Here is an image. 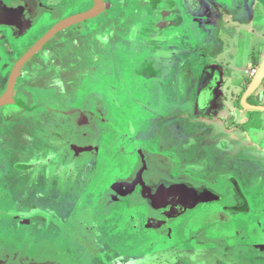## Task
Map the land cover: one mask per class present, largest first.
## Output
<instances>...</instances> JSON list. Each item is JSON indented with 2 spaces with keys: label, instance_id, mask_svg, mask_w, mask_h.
<instances>
[{
  "label": "flooded vegetation",
  "instance_id": "1",
  "mask_svg": "<svg viewBox=\"0 0 264 264\" xmlns=\"http://www.w3.org/2000/svg\"><path fill=\"white\" fill-rule=\"evenodd\" d=\"M131 1L134 2L133 6L137 3L139 7L142 6L143 2V8L137 10L140 12L132 11V14L127 16L133 21H135L136 18H139V23L142 24L140 27L133 28V25H128L131 24L130 21L129 23L127 21V25L129 26V29L127 30L129 31L128 34L127 32L125 33L128 35V40L134 44V40L136 39L142 44L140 51L132 47L131 52L133 54L139 53L138 56H136L138 59H141L140 57L144 52L146 54H151L150 59L152 62L154 61L150 70L148 69V72H145L146 76L150 79H144V73L142 72V77H139V79H141L139 84H142V82L149 84L153 83L156 89L153 88L152 91H155L156 95H159V97H156L157 99H161L163 97H161V95H163L165 91L163 86V84H165L163 80L165 70L162 71L163 67L158 62H160V58H162V54L165 51V45L167 43L180 44L183 39L189 37L193 27H203L205 23L206 25H212L216 20L220 21L222 20V17L226 15L224 14V9H222L217 3V0ZM112 2H114V0H101V12H103V14L112 6ZM119 2L123 1L119 0ZM40 3L45 6L46 12L39 19L41 12L45 11L40 7ZM94 7V0H64L63 4L54 3L47 5H45V2H42V0H0V100L5 99L0 105V204L5 207L7 205L8 207H6L8 209L7 211L0 210V217L3 218V216L7 217L12 214L15 216V213H22L23 199L33 201L30 209L35 210L34 212H36V214L41 212V207L37 205L42 198L54 202L57 200L60 205L57 209L55 204H52L51 207L49 206L47 207V210H44L45 213L48 214V216L46 215L45 217L46 223L35 224L34 227L29 229L21 226L18 227L17 230L9 228V231L14 234V239L11 237L7 238L9 235L7 236L5 232H2L6 227L0 225V264H58L55 262L56 257L60 259L61 257L64 258L65 264H74L77 257H80L81 259L84 257L81 253H78L79 256H77L76 251H74L72 247L73 245L68 243L67 239L76 240L81 247L90 253L91 257L97 259V264H152L150 255L126 256L124 252H119V248L117 249L113 243L117 242L126 245V242H131L132 245L139 247L146 246L148 245L147 239H150L146 238V235L151 233L164 239L166 241L164 243H167L168 240L172 242L169 249H166L169 253L165 254H169L168 257L173 258L175 262L178 263H183L187 255H201L202 259H204V257L213 259L219 257L218 254L212 252L210 248L205 250L198 248L190 250L186 249L184 246L187 243H189L187 244L189 246H192V244L205 247L218 245L221 250V252L218 253H227L228 255L224 261L226 264H236V258L245 259L246 257H249L251 260L263 258L261 254H264V225L261 220L257 219L258 221H253L251 223L245 222L239 227L230 221L232 218L239 215L249 217L253 214L248 193L250 192L249 189L255 185L256 182H260L261 179L257 181L248 180L245 183L243 181L240 182L235 175L229 174L226 183H214L220 188L214 189L219 192L224 191L223 193L227 196L228 201L225 204L211 205L208 208L218 209L222 214L221 217L223 222L220 224H213L216 225V227L213 226L203 239L194 238L190 232H182L185 240H182L180 243L174 242L176 241L174 238L179 236V229H186L185 222L191 219V216H189L191 213L187 214L188 216L186 215L187 217L184 219L179 218L167 223V209L154 210L147 206H139L135 204L128 205L121 201L111 203L112 205L109 204V200H106L105 203L103 202L106 198V194L111 191L113 184L131 178L136 169L141 168V165H143L144 162H147L149 169L154 175L162 173L167 175L166 177L169 180L189 178L187 175L183 177L181 174L175 173L176 165L174 162L176 159H180V155L185 156L189 155V153H197V145L192 143H188L189 145L186 144V147L184 146L186 151L179 150L178 155L172 158L163 154L150 153L143 148L144 144L140 139L131 138V132V134L124 131L120 132L118 131V128H114V130H117L115 133H117V138L119 139V142L115 144L114 148H118L117 152L122 153L123 157L124 155L125 157H135L137 160L136 166L132 175L122 180L110 182L107 188L101 192V195H96L99 199L102 197L103 200L101 204L103 205L104 203V206L99 213V218L92 216L91 213H89V208L85 205L83 197L92 195H88L90 193L87 194L85 192L81 193L85 186H87V183H84L86 185L82 186L83 179H81V177H75V180L72 183L71 172L68 173V170L72 167L69 157H73L71 153L73 144L72 131L81 130L77 134L76 131L74 132V136L75 134L76 136L79 135L77 140L83 138L84 141L85 138H91V141L85 146L89 147L88 152H83L80 156H98L103 152V144L99 139V133L100 130H102L103 125H109V114L104 109L101 99H99L100 97L93 93L85 98H82L81 96V103L77 106L68 105V102L76 98L77 95L73 98L76 88L72 87L69 82H67V80L70 79L67 74L59 76L60 78H63L65 84H62V81L59 80L53 81L49 79L46 80V84L44 85V83L39 79H36L35 76H37L36 71L43 66L53 68V66H57V59L61 61L60 57H53V48L59 46V44H55V41H59L58 39L64 35V38L67 40L61 42V47L65 44L76 49L77 47L69 42L71 38L79 36L81 37L80 52H83L81 55L84 57L87 56L88 63L92 65L89 68L88 64L84 68L82 77L87 79V81H90L91 90L93 89V86L97 87L100 84H104L102 80L104 76L103 69L113 65V62L115 63V60L117 59L115 55L118 54L117 50H119L116 47L119 33L115 30H105L107 31V36L103 37V39L99 36L98 39L100 46L96 47L95 51L92 52L93 49L87 50V48L84 47L85 40L89 38V26H93L95 33H97L103 32L104 27H107L108 25L107 22L102 21H85L58 33L56 37L41 49V51L33 55L28 62L23 65L16 76H14V71L19 61L28 55L30 50L50 30L59 24L60 21L77 14L88 12ZM65 14L68 15L65 16ZM37 19L38 22L35 23ZM47 21L50 23L47 24ZM95 25L99 30H96ZM112 25L114 26V24ZM43 27H45L44 31L39 35V32L43 30ZM157 40L160 41V45H154ZM73 52L75 53V50H73ZM45 57L48 58L46 59L47 61L42 62V59ZM69 57L71 59L70 65L72 66L76 63V57H74V55L72 57V53H70ZM154 57H158V59L156 60ZM79 59L80 62H82L83 59L81 57ZM81 64L84 65L83 62ZM147 66L149 67V65ZM49 70L50 69H48V71ZM41 86L43 87L42 91L51 90L53 91V96L67 99V107L61 108L59 107V104L56 106V103L53 100L45 102L42 96L39 97V95H34L33 91H38ZM89 99L93 100V103L92 101L90 102ZM181 100L180 97H177L176 101H174L175 103L171 105L168 103V113L169 110L173 111V113L177 110L182 111L181 109L187 104L181 105ZM63 102L64 100L60 103ZM55 114L64 117L61 118L62 121L59 120L58 129L55 127ZM40 115H43V118H40ZM38 119L42 120L44 123L42 128H40V125L36 126L39 122ZM39 128L43 130H39L38 134L36 129ZM62 129L65 130L62 131ZM129 129L133 130V128ZM191 131L190 134L197 135L201 137V139L206 137L215 139V136H222L219 134V130H205L202 133L198 130ZM33 139H35V142ZM220 141L222 142L219 146L217 145L218 148L216 147L212 148L213 150L209 149L202 151L199 155H202V160H204V155L209 154L207 157H216V160H213L214 162L221 163V161H223V165L227 167L229 164L228 157L230 155H236L232 151H235L237 148L231 149L228 145H225L223 138ZM56 144H59L60 147L67 150L69 154L68 158L59 160L58 162L52 158L55 156V153H51V151ZM129 149H131V151ZM241 149L242 147L238 151L241 152ZM189 157L191 156L189 155ZM75 158L77 159L78 157ZM224 160H226V164H224ZM208 161L213 162L212 160ZM88 162V171L91 172L92 167H97V159L90 158V161ZM56 167H60L62 170L59 172L60 176L63 175V180L60 185L61 190L52 188L53 181L49 178L51 170H55ZM71 183L75 186L80 184L78 188L81 191L77 190L71 192V190H73L71 189L73 188ZM259 192L258 195H261L262 197L264 195V186ZM73 198L76 201L77 199H82L80 202V208L73 205L76 202L71 201ZM118 204H125L127 206L125 207L126 211L142 208V211H140L142 216H136L133 212V215L129 218L128 222L105 223L112 218L111 216L115 210L114 206ZM257 210L258 212H261L264 208H257ZM78 211H80L79 215H87L86 220H84V218H79L78 223L81 227L90 225L87 229L89 233L94 230L95 225L99 227L97 221L106 220L101 229L103 232L106 230L104 233L105 238L101 241H106V244L101 245L100 242L93 244V242L86 237V234H81L78 229H73L71 224L64 221L66 218L62 216L71 215L73 212ZM28 214H30V212H28ZM21 215L24 214L22 213ZM130 220L132 222H130ZM149 220H155L162 224L165 223V225H162L160 228H151L148 226ZM21 222L23 223L22 219H20V223ZM1 223L0 220V224ZM6 223L12 225L9 221H4V224ZM45 225V235L49 232L51 227L62 231L63 229L67 230V234L63 232V239L66 244H63L64 250L62 253L59 250L58 252L56 249L58 246L60 247V245H62V239L56 240V234L51 237L52 239L50 238V240H53L51 241L52 243H44L47 240H43L44 238L39 234V227L42 226L43 228ZM175 226L176 228L180 226V228L177 229V233L175 232ZM253 230L256 232H251ZM47 245H50L49 247L53 246V248H51L53 250L48 252V254H42L41 256L40 254L43 251L38 248H43ZM179 245L184 248H181L182 251L181 253L179 252L178 255L174 254L173 252H175L176 249L173 247ZM7 246H10L9 248L11 250L13 249L14 252L10 253L7 251ZM165 248L166 247H164V249ZM47 255H51L52 258L49 259L50 256ZM39 256L41 257L39 258ZM82 261H85L84 264H87L86 260ZM192 263H194V260H192ZM157 264H166V261H158Z\"/></svg>",
  "mask_w": 264,
  "mask_h": 264
},
{
  "label": "rangeland",
  "instance_id": "2",
  "mask_svg": "<svg viewBox=\"0 0 264 264\" xmlns=\"http://www.w3.org/2000/svg\"><path fill=\"white\" fill-rule=\"evenodd\" d=\"M122 1L123 2H119V0H114V3L116 5L115 8H117L116 9L117 12L115 8L113 10L114 12H116V14L120 12L118 11V7L124 9V12L121 14H125V16H130L132 14V11L140 10V8L133 6V3H134L133 1L131 0H122ZM218 1L222 3L221 6L224 8L227 14L231 13V15L235 16L236 18L235 20H237L236 27L231 28V31L233 32L230 35L228 34V35L218 36L217 38L215 36L209 35V38H206V40L211 42V46L213 44L217 46V49L220 51V54L222 57H218V58L216 57V59H219V61L222 62L225 56L227 55L228 59H231L234 62H238L239 65H242V63H245L247 59H250L251 52L253 51V49L257 48L259 46V43L262 42L263 40V37H264L263 35L264 34V0H218ZM42 2H45V5L54 4V3L63 4L64 0H49V1L42 0ZM137 12H140V11H137ZM116 14L114 13V15ZM67 15L68 14H65V16ZM127 21L128 23L129 21L132 22V19H130L129 17H127V19L126 17L123 19H120V27H121L120 34H121V37H124V39L126 40H128V35L125 32L128 33L129 31V30H126V28L128 29L129 27L128 25H131V24L127 25ZM49 23L50 22L47 21V24ZM45 27L42 28L43 30L39 32V35L42 34ZM89 29H90V31L88 32L89 38L85 40L84 47H86L87 50L93 49L92 52H94L95 48L100 46L99 39H98L99 36L101 39H103V37H106L107 31L105 30L107 29L112 30V26L111 25H108L107 27L105 26L103 29V32H97L98 34L95 33L93 26H89ZM96 30H99V28L96 27ZM200 38H201L200 35H196V39L194 40L193 44H197L196 43L198 41L197 39H200ZM58 40L59 41H55V44H59L60 47L57 46L53 48V53H54L53 57L54 58L60 57L61 61L57 59V66H53V68L52 67L48 68V66H43L42 68L38 69L36 71L37 76H35V78L43 82L44 85L46 84V80H49V79L53 81L59 80V81H62L61 82L62 84H65V81H63V78H60L59 76L63 74H67V76H69L68 78H70V79L67 78L68 79L67 82H69V84L72 87L76 88V92L73 95V98L77 95V97L74 98L76 100L73 99L72 101H69L68 105L77 106L79 105V103H81V100H80L81 96L82 98L83 97L85 98L86 96L88 97L92 93L97 94L98 97H100L99 99H101V103L104 106V109L109 114V118H110L109 125L107 126L103 125L102 126L103 128L102 130H100V133H99V139L101 140L103 144V152H101V154H99L98 156L85 155V156L78 157L76 159L75 157H77L81 152H79L78 149H74L73 147L71 148V153L73 157L72 156L69 157L67 150L60 147L59 144H56L55 147H53L51 151V153H55V156H53L52 158H54L57 162L59 160L66 159L68 157L70 158L72 167L71 169L68 170V173L71 172L70 174L72 176V183L75 180V177L77 178L81 177V179H83V183H82L83 185L81 184L82 186L86 185L84 183H87V186H85V188L82 191L78 188L80 184L75 186L74 184L71 183V186L73 187L71 188L73 189L71 190V192H75L79 190L81 191V193L83 192L87 194L90 193L88 195H92V196L83 197L85 205L87 206V208H89V213H91L92 216H96L99 218V213L101 212V208L104 206L105 200L103 201L104 203L102 205L101 202L103 198L100 197L99 199V197L97 196L101 195V192H103L107 188L110 182L122 180L132 175L134 168L136 166V162H137L135 157H131V156L125 157V155L123 157L122 153L117 152L118 148L117 149L114 148L115 144L119 142V139L117 138L118 135L117 133H115V131L117 130H114V128H118L119 129L118 131L120 132L124 131V132H128L129 134L132 133L131 134L132 136L130 135L131 138L140 139V141H142L144 144L143 148L148 150L150 153L163 154V155H167L173 158L178 155L179 150L186 151V149L183 147V144L189 143L188 135L190 134V132H192L191 130L193 128L195 129L197 127L196 125L187 126L185 130L181 131V130L175 129V132H173L174 130H172L171 125L167 126L164 121L159 122L157 117H155L156 116L155 114H159V113L166 114V111H165L166 106H167L166 102L164 101L163 97L161 99L156 98V97H159V95H156V92L152 91L153 88L156 89L153 83L150 84L152 94L151 92L149 94L148 93L143 94L142 93L143 91H141V86H139L141 79L134 78L133 77L134 75H132V73H129L130 70L129 72H126L128 81L117 83V82H114L115 78L113 74H111L110 76H107L109 75L107 74L102 79L104 84H100L97 87L93 86V89L91 90V85L89 83L90 81L89 80L87 81V79L82 77L84 73L83 72L84 68L89 63H88V57L87 56L84 57L81 55V53H83V52H80L81 46L77 49H73L72 46L64 44V46L61 47L62 46L61 42H65L67 40L66 38H64V35H62V37H60ZM159 42L160 41L157 40V42L154 45H160ZM199 43H200V40H199ZM73 50H75V53L73 52ZM70 53H72V57L73 55L74 57H76L75 59L76 63H74V65L72 66L70 65V62H71L70 61L71 59L69 57ZM80 57L83 59L82 62L84 65L81 64L82 62H80V59H79ZM46 59L48 58L47 57L43 58L42 62L47 61ZM91 66L92 65L89 64V68ZM48 69L50 70L48 71ZM111 79L113 80L111 81ZM145 83L146 82L144 83L142 82V84H145ZM234 83L236 84L239 83V80H235ZM42 88L43 87L41 86L39 87L38 91L34 90L33 94L39 95V97L42 96L45 102L48 100H53L56 103L55 104L56 106L59 104V107L61 108L67 107V101H68L67 99L58 98L56 96H53V91L51 90L42 91ZM184 94L185 95L189 94V91L186 90ZM63 100L64 102L60 103ZM89 101L90 102L92 101L93 103V100L89 99ZM49 105H52V104H49ZM167 112H168V109H167ZM255 116L258 117V119H256L257 126L263 125L262 124L263 122L261 120L264 118V112L262 111ZM41 117L43 118V115H40V118ZM54 118H55V127L58 129L59 120H61V118H64V117L62 115L55 114ZM186 119L192 121V119L188 115ZM38 121L39 122L36 124V126L40 125V128H42L44 126V123L42 122V120L38 119ZM147 126H149V128H147ZM40 128L36 129V132H38V134H39V130H43ZM129 128H133V130ZM63 130L65 129H62V131ZM176 131L177 133H180V134L177 135ZM72 132H73L72 141L75 142L74 138L77 133L74 136V131ZM178 137H180L181 139ZM33 141L35 142V139H33ZM206 141L204 144L205 147L201 146L200 151L208 147L207 145L208 143H206ZM179 143L181 144V146L179 145ZM74 144L75 143H73V146H78ZM129 150L131 151V149ZM189 155L191 157H189ZM189 155H185V156L180 155V159L178 158L175 160L174 162L176 165L175 173L181 174V176L183 177H185L186 175L191 176L193 180H195L196 182L199 180L201 182H208L213 185L216 182H224L223 180L225 178H228V175H229L228 172L230 171L231 164L227 166L225 169L222 167L224 170L219 171L221 167L219 168L218 165L222 166V164L211 163L210 161H208V160H211V157H207L209 154L204 155V158H205L204 160H202L203 157L201 158L200 155H199V158L198 156L195 157L194 153H191V154L189 153ZM90 158L97 159V164H96L97 167L96 168L92 167L91 172L88 171L89 170L88 161H90ZM210 163L214 166L208 167L210 166ZM215 164L217 165L215 166ZM245 164L248 169H250L251 171H254L253 165L255 163L251 165L250 163L246 162ZM233 167L237 168V162L235 164L233 163ZM215 168H216V171H215ZM60 171H62L60 167H56L55 170L54 169L51 170V175H49L50 180L53 181V185H52L53 187L52 186L50 187L56 190H61L60 185H61V181L63 180V175L60 176L59 174ZM224 183H226V181ZM263 186H264V181L261 180L260 182H256V184L250 188L251 190L249 189L250 192L248 193V196L250 200L249 202H251V208L253 209V212H252L253 214H251L249 217L239 215V216L232 218V220L230 221L233 224H235L237 227H239L241 224L245 222H248V223H251L253 221L256 222L258 221L257 219H261L262 217H264V213H262L263 211L258 213V210H257V208H264V195L262 197L261 195H258V192L261 191ZM81 200L82 199H77L76 201L73 198V200L71 201H76L75 204L73 205L78 206L80 208ZM6 202H7V199H6ZM32 203H33L32 200L23 199L22 213L24 215H21L22 213H19V214L15 213V216H13L12 214L11 216H7V217L3 216V218L0 217V220L2 222L0 225L3 227H6L7 229V230L4 229L2 232L3 233L5 232L7 236L9 235L8 237L6 236L7 238L9 237H11L12 239L15 238L14 234L11 231H9V228H13L14 230L15 229L17 230L18 227L21 226L24 228L26 227V229H29V228L34 227L35 224L37 225L38 223L41 224L43 222L46 223L45 217L46 215L48 216V214H46L44 210H47V207L49 206L51 207L52 204H55L56 208L60 206L57 200L56 202H54V201L42 198L39 204L37 205L41 207V212H39V214L38 213L36 214V212H34L35 210L30 209V206L32 205ZM208 206L209 205H203L199 207L200 210L195 212V215L193 214L194 217H192L191 219L185 222L186 223L185 230L179 229L178 231L177 229L180 228V226L177 228L176 226L174 227L175 232L176 233L177 231L179 232V236L177 238H174L176 239V241L174 242L180 243L182 240H185V237L182 235V232H185V231L186 233L188 232L192 233V236H194V238L196 237L198 239H203L208 234L209 230L213 228V226L216 227V225H213V224H217V223L220 224L223 222L222 217H221L222 215L221 212L218 209L208 208ZM6 207L0 204V210L7 211L8 207L7 208ZM125 207H127L125 204L115 205L114 206L115 210L111 216L112 218L107 221L105 219L101 221H97L99 224V227L95 225L94 230H92L90 233L87 230L90 225L89 226L85 225L81 227L79 226V223H78L79 218L81 219L84 218V220H86L87 215L86 216L79 215L80 211H78V212H73V214L71 215H67V216L61 215V216L66 218V220L64 221L66 223L71 224L73 229H78L83 235L86 234V237L90 239L93 242V244H97L100 242L101 245H104L106 244V241L104 242H101V241L105 238L104 233L106 232V230H104L103 232L101 229L103 228L102 226L105 221H106L105 223L128 222L129 218L132 217L133 212H134V215L136 216L137 215L139 217L142 216L140 212L142 211V208L141 209L137 208L135 210L126 211ZM28 212H30V214H28ZM187 216H184L181 219H184ZM189 216H192V215L189 214ZM20 219L23 220V223L22 222L20 223ZM4 221H9V223L11 222L12 225L11 224L9 225L8 223L4 224ZM130 222L132 221L130 220ZM44 228H46V225L43 228L42 226L39 227V234L44 238L43 240H47L43 242L48 243V244L52 243L51 241L53 240H50V238L56 234L55 236L56 240L62 239L61 240L62 245H60V247L57 245L58 247L57 248L55 247V248L57 249V251L59 250L62 253L64 250L63 244H66L65 240L63 239V232L67 234V230L63 229L62 231V230H58V229L51 227L49 232H47L45 235ZM25 231H28V230H25ZM251 232L255 233L256 231L253 230ZM146 238H150V239H147L148 245L141 246V247L132 245L131 242H126V245H123L117 242H113V243L115 244L117 249L119 248V252H124L126 256L150 255L152 264H156L155 262L158 261V259L167 260L168 259L167 257L169 256V254L167 255L165 253H169V251H167L166 249H169L172 242L168 240L167 243H164L166 241L160 237L155 236L154 233L147 234ZM67 242L73 245L72 247L74 251H76L77 256H79L78 253H81V255H83L84 257L82 259L80 257H77L74 264H84L85 261H82V260H86L87 264H97L96 263L97 259L91 257L90 253L86 251L83 247H81L76 240L67 239ZM187 244H185L184 247L186 249H192V247ZM49 246L50 245L45 246L46 248L45 247L38 248V249H41V251H43L40 254L41 256L42 254L46 255L48 254V252H51V250H53L51 249L53 248V246L52 247H49ZM9 247L8 246L6 247L7 251H9L10 253H13L14 250L13 249L11 250ZM164 247L166 248L164 249ZM184 247L181 245L177 247L176 246L173 247L176 249L175 252L173 253L178 255V253L179 252L181 253L182 251L181 248H184ZM210 250L212 252H216V254H218V252H221L218 245H214V246L211 245ZM41 256H39V258ZM47 256H50V258L48 257L49 259L52 258L51 255H47ZM191 259L194 260L195 264H197V262H199L198 264L204 263L201 255L200 256L187 255L185 257L184 263L193 264ZM215 260L217 261L218 257L215 258ZM55 262H57L58 264H65V260L62 257L61 259L56 257Z\"/></svg>",
  "mask_w": 264,
  "mask_h": 264
},
{
  "label": "crops",
  "instance_id": "3",
  "mask_svg": "<svg viewBox=\"0 0 264 264\" xmlns=\"http://www.w3.org/2000/svg\"><path fill=\"white\" fill-rule=\"evenodd\" d=\"M217 3L222 9H224L221 6L222 3H220L218 0ZM111 4L112 6L109 7V9H107L104 14L101 12L96 17L88 20L92 22H107V25L112 26L111 31L115 30L119 33V39L116 43V47L119 50H117L118 54L115 55L117 59L115 60V63L113 62V65H111L112 67L108 66V68L105 67L103 69V77H105L107 74H109L107 76L113 74L115 78L114 82L117 80V82L122 83L124 81H128L126 72H129L130 70L129 73H132V75H134L133 77L136 79L142 77V72L144 73V79H150L148 76H146L145 72H148V69L150 70L154 62H152L150 59L151 54H146L143 51L144 53H142V56H139L141 59H138L136 56H138L139 53L133 54L131 52L132 47L140 51L142 44L139 40L135 39V43L133 44L131 41L121 37L120 19L125 18V14H121L124 12V9L118 7V11L120 12L116 14V5L114 2ZM134 6L142 9L143 2L142 6L140 7L137 5V3L134 4ZM40 7L45 11L41 12L39 19L46 12L45 6H43L41 3ZM114 8L116 12H114ZM114 13L116 15H114ZM224 14L226 16L222 17V20H216L217 22L215 21L212 25H206L205 23L203 27H194L189 37L183 39L182 43H167L165 45V51L162 54V58H160V62H158L163 67L162 71L165 70L163 79L165 83L163 84L165 91L161 97L163 96L166 104L170 103V105L175 103L174 101H176L177 97H180L182 99L181 105H187L181 109L182 111L177 110L175 113L170 110L168 113L167 109L169 107L166 106V114H155V117H157L159 122L164 121L167 126L171 125L172 130H174L173 132H175V129L182 131L185 130L187 126L194 125H196L197 128H193L192 130H198L201 133L205 130H219V134L222 136H215V139L207 137L201 139V137L194 134L188 135V142L197 145V153H195V157L198 156L199 158V154L202 151L216 147L218 148L219 144L222 142L220 140L223 138L225 145H228L231 149L237 148L235 151L231 150L234 154H236L234 155L235 157L232 155L228 157V166L231 164L228 174L235 175V177H237L240 182L243 181L245 183L248 180L257 181L261 179L264 181V137H262L264 136V118L261 120L263 125L257 126L256 119H258V117L255 116L262 111L247 110L242 106L243 97L249 85L251 84V81L255 77H251V72L253 70H257L258 72L260 66L264 62V37L262 42L259 43V46L254 48L251 52L250 59H247L245 63H242V65H239L238 62L228 59L227 55L222 62L219 61V59H216V57H222L220 51L214 44L212 47L211 42L207 41L206 38H209V35L215 36L217 38L218 36L228 34L230 35L233 32L231 31V28L236 27L237 20H235V16L231 15V13L227 14L225 10ZM36 22H38V19L35 21V23ZM139 22V18H136L135 21L132 20L130 23L131 26L133 25V28H136L142 25ZM112 24H114V26ZM196 35H200L201 38L197 39V44H193L194 40L196 39ZM69 43L79 48L81 46V37H73L70 39ZM155 59L157 60L158 57ZM147 65H149V67ZM112 80L113 79H111V81ZM235 80H239V83H234ZM249 81L250 83H248ZM139 86H141V91H143V94H149L151 92L149 83L139 84ZM186 90L189 91V94L185 95L184 92ZM248 103L254 106H264V82L248 98ZM187 115L192 119V121L186 119ZM147 128H149V126H147ZM75 131L78 133L81 130ZM176 134L178 135L180 133H177L176 131ZM78 138L79 136H76L74 138L75 142L73 143H75L74 145H78L76 146V149L81 152L77 157H81L80 155L83 154V152H88L89 147L85 146L91 141V138H85L84 141L83 138L77 140ZM205 141L208 143V147L200 151L201 146L205 147ZM179 145L181 146L180 143ZM185 145L186 144L184 143L183 147ZM73 147L74 146L72 144V148ZM241 147L242 149L240 152L238 150ZM200 156L202 158V155ZM211 160H216V157L211 156ZM236 162L237 168L233 167V163L235 164ZM246 162L250 163L251 165L255 163L253 165L254 171H251L247 168L245 164ZM211 163L216 162L213 161ZM211 163L208 167L214 166ZM217 164H222V166L218 165L219 168L221 167L219 171L226 168V166L223 165V161H221V163L217 162ZM217 164H215V166ZM224 164H226V160H224ZM188 179L193 180V178L190 176ZM226 180L227 178H225L223 181ZM197 182L208 184L213 188H219V186L216 184L213 185L208 182H201L199 180ZM198 210L200 209L198 208L191 212V218L194 217L193 214L195 215V212ZM262 213H264V210ZM260 220L264 225V217H262ZM194 245L195 244H192V249L198 248L205 250L210 248V246L205 247L202 245ZM218 256L219 257L217 261L213 258L204 257L203 264H226L224 261L225 258L228 257L227 253H218ZM261 256H263V258L257 260H251L249 257H246L245 259L236 258V264H264V254H261ZM167 258V260L158 259V261H166V264H185L184 261L183 263H178L175 262V260L171 257ZM158 261L155 263L157 264ZM198 263L199 262H197V264Z\"/></svg>",
  "mask_w": 264,
  "mask_h": 264
},
{
  "label": "water",
  "instance_id": "4",
  "mask_svg": "<svg viewBox=\"0 0 264 264\" xmlns=\"http://www.w3.org/2000/svg\"><path fill=\"white\" fill-rule=\"evenodd\" d=\"M95 7L85 13L77 14L60 21L50 30L17 64L14 76L20 71L28 60L41 51V49L51 41L56 35L74 25L88 21L101 13V0H94ZM13 82V81H12ZM264 82V62L260 66L257 74L251 81L243 100L242 106L247 110L264 111V106H254L248 103V98ZM5 99L0 100V105ZM77 147L74 146V149ZM79 151V150H78ZM164 174H152L147 162L136 169L131 178L126 181L116 182L111 187V191L106 194L109 204L122 203L128 205L147 206L154 210L167 209V223L186 216L203 205H215L227 203V196L219 192L208 184L198 183L188 178L179 180H169ZM140 189V190H139ZM139 190V192H138ZM161 222L149 220L148 226L151 228L162 227ZM43 264V263H39ZM52 264V263H51ZM56 264V263H54Z\"/></svg>",
  "mask_w": 264,
  "mask_h": 264
},
{
  "label": "built area",
  "instance_id": "5",
  "mask_svg": "<svg viewBox=\"0 0 264 264\" xmlns=\"http://www.w3.org/2000/svg\"><path fill=\"white\" fill-rule=\"evenodd\" d=\"M256 74H257V70H253V71L251 72V77H254Z\"/></svg>",
  "mask_w": 264,
  "mask_h": 264
},
{
  "label": "trees",
  "instance_id": "6",
  "mask_svg": "<svg viewBox=\"0 0 264 264\" xmlns=\"http://www.w3.org/2000/svg\"><path fill=\"white\" fill-rule=\"evenodd\" d=\"M248 83H250V81Z\"/></svg>",
  "mask_w": 264,
  "mask_h": 264
}]
</instances>
